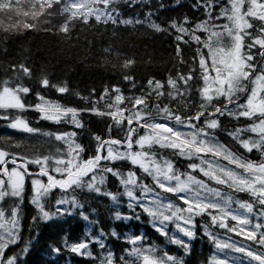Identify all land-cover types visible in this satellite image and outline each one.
Here are the masks:
<instances>
[{
  "label": "snow or ice",
  "instance_id": "6c2138e0",
  "mask_svg": "<svg viewBox=\"0 0 264 264\" xmlns=\"http://www.w3.org/2000/svg\"><path fill=\"white\" fill-rule=\"evenodd\" d=\"M60 2L64 7L71 3L69 0ZM150 3L151 0H112L109 4L105 0L94 9V16L81 19L87 24L90 19L101 22V16H105L104 23L146 26L155 32L169 34L176 42L175 55L181 63V46L194 42L197 45L199 78L203 81L198 89L200 102L195 113L187 116L177 114L171 107L157 103L154 106L157 114L164 120L174 121L176 126L146 119L152 114L153 108L147 101L153 95H166L170 100L190 98V82L196 78L195 67L186 74L181 72L176 77L169 76V91H163L165 84L154 79L147 81L146 95L132 98H126L119 86L105 88L99 99L105 100L108 111L96 107L81 110L62 108L47 102L37 93L44 103L35 105L34 110L41 113L43 120L80 129L84 127L79 119L81 112L90 111L113 121L109 125V133L113 128L123 131L122 138L95 136V153L85 159L82 155L85 149L76 141L78 133L75 130L41 133L19 115L10 118L9 109L28 110L30 106L22 102L20 93L27 95L31 89L22 84H10L8 80L0 81V110H3L0 111V120L9 121L7 126L11 129L41 134L66 146V149L57 147L54 153L32 157L0 148V264H25L31 250V238L19 250L13 248L22 240L21 215L26 183L31 186L30 203L39 214L33 217L34 222L72 216L79 210L83 220L98 223L90 221L84 211L85 205L79 199V193L86 191L111 199L116 206L115 221L140 220L142 214L147 215L154 230L170 243L181 246L186 255L191 251L188 241L195 239L199 224L204 236L219 252L227 249L242 254L239 261L235 256L214 255L210 264H264V0H194L193 11H202L204 19L193 22L185 15L182 20L173 19L166 24L155 22L151 11H146L143 19L125 18L119 7V4L135 7ZM221 20L227 22L215 23ZM61 31H68L67 24ZM105 52L111 53L112 50L105 49ZM134 63V59L125 57V68ZM13 68L31 77L32 69L27 64ZM124 79L130 81L132 88L136 87L132 76L125 75ZM41 86L53 87L47 77L43 78ZM56 87L61 94L67 91L66 86ZM241 96L243 103H240ZM106 97L110 99L106 100ZM126 99H129L130 108L122 107ZM229 105H235L236 110ZM224 115L252 121L227 135L246 152H258L259 161L245 159L217 140L215 130L220 128L219 117ZM140 129L144 131L141 133ZM245 133H253L255 137L244 138ZM154 147L171 150L174 156L190 161L187 165L190 172H180L173 160L154 151ZM118 162H128L133 168L122 171ZM29 165H35L36 169L33 171ZM133 169H139L143 176L151 178L152 183H146ZM193 172H198L204 179L192 175ZM182 176L186 178L182 179ZM110 177L118 181L122 191L113 193L107 188ZM244 192L252 197V202H241L232 195ZM161 193L175 195L181 204H175ZM120 196L127 198L129 214H122L119 210L124 203ZM233 204L238 207L234 208ZM204 216L208 219L200 224L197 217ZM229 218L235 223L229 224ZM169 225L188 240L169 236ZM213 229L244 236L252 244L222 240ZM109 236L120 239L114 229L109 233L103 228L99 235H92L89 228L88 239L78 242H70L65 235L60 246H50L51 252L46 254V259L50 264H58L63 251L67 250L76 256L89 258L95 264H184L182 258L168 252L156 255V249L151 245L145 246L143 234L126 237L125 243L130 247L117 256L106 244ZM92 244L98 245L101 251L94 254L90 247ZM10 248L13 251L9 253ZM68 264H71L70 260Z\"/></svg>",
  "mask_w": 264,
  "mask_h": 264
},
{
  "label": "trees",
  "instance_id": "16d2710c",
  "mask_svg": "<svg viewBox=\"0 0 264 264\" xmlns=\"http://www.w3.org/2000/svg\"><path fill=\"white\" fill-rule=\"evenodd\" d=\"M111 3L112 0H109V4ZM193 3L194 0H179V3L177 0H151V3L146 5L138 4L135 7H129L127 4H119V7L125 18L139 17L143 19L146 11H151L154 13L155 22L161 24H166L173 19L182 20L185 15L190 17L193 22H198L204 19V13L202 11L194 12ZM102 4H95V6L99 8ZM92 16L94 15L71 13L66 10L60 0L50 2L0 0V81L8 80L10 84H22L31 89L27 95L23 92L20 93L22 102L30 106L28 110L9 109L10 118L19 115L26 119L31 127L39 129L41 133L75 130L78 133L76 141L85 149L82 153L85 159L95 153V136L98 135L105 139L109 135L113 138H122L123 131L113 128L109 133V125L113 121L107 116L96 115L90 111L81 112L79 119L84 127L80 129H74L69 124H55L52 121L43 120L40 118L41 113L34 110L35 105L44 103L39 99L37 93L43 96L47 102L58 104L62 108L81 110L96 107L101 111H108L105 107V100L99 99L105 88L119 86L126 98H132L141 94L146 95L144 89L148 87L147 81L154 79L165 84L163 91H169L170 89L167 87L169 76L176 77L181 72L186 74L195 67L196 78L190 82L192 84L190 98L170 100L166 95L160 97L153 95L147 101L153 108L151 116L146 117L149 122L175 126L174 121L162 119L161 115L155 111L154 106L159 103L171 107L177 114L185 116L194 114L196 105L200 102L198 89L203 85V81L199 78L198 64L196 63L198 60L197 45L194 42L181 46L183 58V63H181L175 55L176 42L171 35L155 32L146 26L104 23L106 18H101V22L90 19L87 24L81 19V17ZM215 23L222 24L224 21ZM254 23H259V21ZM65 24L68 27L66 33L61 31ZM198 34L202 37L205 36L204 33ZM105 49H111L112 52H105ZM125 57L135 60L130 68L124 67ZM21 64H27L32 69L30 78L13 68V66ZM125 75L133 77L135 88L131 87L130 81L124 79ZM44 77L49 79L53 87L41 86ZM56 86H66L67 91L61 94ZM105 99H110V97ZM240 102H244L243 96H241ZM231 106L233 105H229V107ZM122 107H131L129 99H126ZM219 120L220 128L215 130V135L219 140L243 158L259 161L260 154L258 152L255 150L252 153L246 152L227 135L229 131L249 125L252 121L243 117L236 120L228 115L219 117ZM8 122L0 120V148H6L23 157L54 153L57 147L66 149L62 142H56L41 134H30L11 129L7 126ZM143 131L140 129L141 133ZM50 140L51 142H49ZM153 150L173 160L180 172H190L187 168L190 161L174 156L171 150L158 147H154ZM118 165L125 172L133 168L128 162H118ZM29 168L34 171L36 166L29 165ZM133 170L137 171L146 183H152L151 178L143 176L139 169ZM191 174L199 179H204L198 172ZM216 187L223 188L224 186ZM107 188L113 193L122 191L114 177L109 178ZM30 189V184L26 183L21 215L22 240L20 244L13 246L19 250L31 238V250L26 257L25 264H50V261L46 259V254L51 252L50 246H60L65 235L70 238V242L86 240L89 228L92 230V235H99L101 228L109 233L114 229L120 239L109 236L106 244L117 256L122 253L123 249L130 247L125 243L126 237L141 234L145 237V245L156 246L160 253L168 252L177 258H182L184 264H210L211 258L217 251L213 242L204 236L203 229L199 224L195 239L188 241L191 251L186 255L181 246L170 243L166 237L154 230L151 218L147 215L142 214L140 220L115 221L116 206L111 199L86 191L79 193V199L85 205L84 211L89 215L90 221H98V223L83 220L78 214L79 210L72 216H64L47 222L42 220L34 222L33 217L39 214L30 203ZM54 195L56 194L54 193ZM167 195L174 198L173 194L167 193ZM232 195L244 202H252V197L246 192L232 193ZM120 200L124 203L119 206V210L122 214H129L127 198L120 196ZM52 210L54 211V209ZM207 219V216L197 217L200 224ZM228 223L232 224L233 222L228 220ZM174 229L173 226L168 229L169 236H172ZM213 231L216 234L233 236L247 244H252V241L234 233H228L224 229H213ZM90 247L94 254L101 251L98 245L92 244ZM13 248H10L8 252H12ZM69 260L71 264H95L93 260L76 256L67 250L63 251V257L59 259L58 264H68Z\"/></svg>",
  "mask_w": 264,
  "mask_h": 264
},
{
  "label": "rangeland",
  "instance_id": "374dc122",
  "mask_svg": "<svg viewBox=\"0 0 264 264\" xmlns=\"http://www.w3.org/2000/svg\"><path fill=\"white\" fill-rule=\"evenodd\" d=\"M43 1H53V0H43ZM69 2H71L70 4H68V6L67 7H65L66 8V10L67 11H70L71 13H74V14H77V13H86L87 15H94L95 13H94V9L95 8H98V7H96L95 6V4H100V3H104L105 2V0H69ZM107 3H109V0H107ZM73 5H79V7H76V8H74L73 7ZM101 18H106L107 19V17H105V16H101ZM227 21H224V23H226ZM241 103V102H240ZM243 103V102H242ZM41 104H43V103H41ZM230 108H232L234 111L236 110V108H235V105H233V106H231ZM176 126V125H175ZM245 126H247V125H245ZM240 127H244V126H240ZM255 137V134H253V133H245L244 134V138H247V137ZM216 138H217V140L219 141V142H221L220 140H219V138L216 136ZM222 143V142H221ZM208 158H211V157H208ZM237 171L239 172L240 170H238L237 169ZM182 179H185L186 177H181ZM173 183H175V182H173ZM223 189V188H222ZM158 191V190H157ZM168 194H171V193H168ZM137 195H139V193H137ZM161 195L163 196V197H166L168 200H171L172 202H174L175 204H177V205H180L181 204V201L179 200V199H177V197L174 195V198H171L170 196H168L167 195V193H161ZM234 199H236V200H239V201H241V202H244V201H242V200H240V199H238V198H236V197H234ZM233 207L234 208H237L238 207V205L237 204H233ZM241 212H243L244 210H240ZM246 215H247V213H245ZM253 219H255L254 217H253ZM229 220H231L230 218H229ZM233 223H235L234 221H232ZM232 223V224H233ZM170 227H172V225H169V227H168V229L170 228ZM239 227V226H238ZM176 236V237H178V238H182V239H184V240H188V238L187 237H183V235L181 234V233H179V232H176V230L174 229L173 231H172V236ZM222 240H228V239H231L232 241H235V242H237L238 244H245V242L244 241H241V240H239V239H237V238H235V237H233V236H229V235H225V234H217ZM242 237H244V236H242ZM245 238V237H244ZM145 246H148V245H145ZM154 249H156V255H161V254H163V253H160L159 252V249L156 247V246H153V245H151ZM215 256H235L236 258H237V261H239V258L242 256V254H238V253H232L230 250H224L223 252H219L218 250L216 251V253H215Z\"/></svg>",
  "mask_w": 264,
  "mask_h": 264
}]
</instances>
